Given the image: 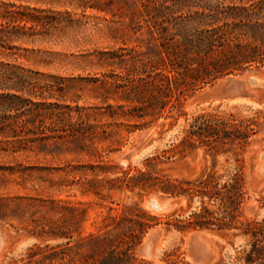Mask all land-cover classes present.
Masks as SVG:
<instances>
[{
    "label": "rangeland",
    "instance_id": "rangeland-1",
    "mask_svg": "<svg viewBox=\"0 0 264 264\" xmlns=\"http://www.w3.org/2000/svg\"><path fill=\"white\" fill-rule=\"evenodd\" d=\"M135 1L133 6L130 0H0V62L19 64L32 71L33 79L40 84L54 85L55 77L63 79L61 86L65 90L54 92L55 97L63 105L75 110L78 107L105 137L78 140L72 126L55 121L47 126L64 133L48 141L47 147L36 145L30 150H18L27 147L26 143L0 141V234L4 241L1 263H18L34 244L61 243V239L45 233L59 231L61 218L72 225L70 213L61 207L87 208L80 231L83 235L94 232L108 207H101L94 195L82 194L79 178H102L90 169L101 161L111 166L108 179L121 176L128 169H145L146 159L178 144L188 123L199 113L232 114L258 121L257 134L249 139L240 156L249 197L243 219L264 216V67L203 87L189 95L179 111L173 110L169 119L144 125L139 120H111L104 115L111 108L131 114L145 99L131 90V85L139 83L128 75L132 69L130 61L122 62L129 59L137 38L147 31L143 6ZM23 16L39 19L42 24L17 22ZM134 125L143 129L133 130ZM210 162L211 157L198 149L182 159L177 156L159 164L157 169L171 177L194 179ZM218 162L226 165L225 157L219 156ZM24 167L31 169L24 174L7 170ZM102 194L105 205L116 208L114 214L138 203L159 218L161 224L149 231L136 250L143 264H231V257L244 243L243 238L216 231L182 234L167 230L168 216L179 205H185L184 200L127 188L105 189ZM150 198L170 200L173 204L165 211L154 212L147 205ZM156 230L159 236L152 244L153 256L147 257L143 247ZM43 232V239L36 236Z\"/></svg>",
    "mask_w": 264,
    "mask_h": 264
},
{
    "label": "trees",
    "instance_id": "trees-1",
    "mask_svg": "<svg viewBox=\"0 0 264 264\" xmlns=\"http://www.w3.org/2000/svg\"><path fill=\"white\" fill-rule=\"evenodd\" d=\"M130 3L136 5L135 0ZM139 3L143 6L141 13L147 31L137 38L138 43L129 59L122 62L130 61L132 69L128 75L139 83L131 85V90L145 99L131 114L117 113L111 108V112L104 114L107 119H134L144 125L161 118L169 119L173 110L179 111L183 101L203 87L227 76L264 67V0H139ZM16 20L34 26L42 24L33 17L23 16ZM55 80L54 85L40 84L33 79L32 71L19 64L0 62L1 142L26 143L27 147H18V150H30L36 145L47 147L48 141L64 133L47 126L55 121L72 126L78 140L105 139L99 133L100 127L78 107L75 110L63 105L55 97L54 92L65 90L61 86L63 79L55 77ZM119 124L125 125L124 122ZM258 126L255 119L199 113L188 123L178 144L146 159L143 170L132 172L128 169L121 176L108 179L107 175L112 173L109 164L101 161L93 165L90 169L103 177H80L78 184L82 194L94 195L101 207H108V211L101 214L103 219L96 230L86 235L80 231L87 218V208L61 207L62 211L70 213L72 225L61 218L63 224L59 231L44 232L62 242L34 244L18 263L8 264L140 262L137 248L149 231L161 222L138 203L114 214L116 208L112 204L105 205L107 201L102 191L117 188L157 192L184 200L185 205H179L168 216L167 230L174 229L182 234L208 230L243 238L244 243L231 257V264H264V216L243 219L249 197L240 158L249 139L257 134L255 128ZM141 129L143 126H133V130ZM97 134L100 136L96 137ZM198 149H203L211 162L194 179L171 177L157 169L159 164L168 163L177 156L182 159ZM219 156L225 157L226 165L219 164ZM30 169L7 168L13 174H24ZM44 232L36 236L43 239Z\"/></svg>",
    "mask_w": 264,
    "mask_h": 264
},
{
    "label": "water",
    "instance_id": "water-1",
    "mask_svg": "<svg viewBox=\"0 0 264 264\" xmlns=\"http://www.w3.org/2000/svg\"><path fill=\"white\" fill-rule=\"evenodd\" d=\"M172 204L173 203L170 200L161 201V200L156 199V198H150L147 201L148 207L154 212L165 211V210L169 209L172 206ZM158 236H159V231L156 230V231H153L152 235L150 236V238H148L146 244L143 247V254L145 256L152 257V255H153L152 244L158 238ZM196 239H197V237H196ZM3 244H4L3 237L0 234V251H1L2 247H3Z\"/></svg>",
    "mask_w": 264,
    "mask_h": 264
},
{
    "label": "bare ground",
    "instance_id": "bare-ground-1",
    "mask_svg": "<svg viewBox=\"0 0 264 264\" xmlns=\"http://www.w3.org/2000/svg\"><path fill=\"white\" fill-rule=\"evenodd\" d=\"M195 241H196V242H200V241H199V237H197V239H196V237H195ZM152 256H153V255H152ZM156 264H157V263H156Z\"/></svg>",
    "mask_w": 264,
    "mask_h": 264
}]
</instances>
